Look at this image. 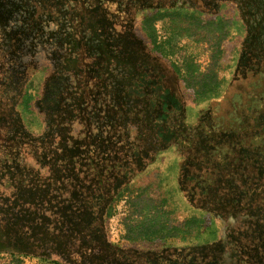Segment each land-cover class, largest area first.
<instances>
[{
	"label": "trees",
	"instance_id": "obj_1",
	"mask_svg": "<svg viewBox=\"0 0 264 264\" xmlns=\"http://www.w3.org/2000/svg\"><path fill=\"white\" fill-rule=\"evenodd\" d=\"M28 1L30 7L19 21L25 29L14 36L20 38L19 43L28 38L31 51L34 42L51 46V60L59 68L49 62L42 66L51 78L43 86L40 103L45 106L38 107L45 125L42 135L32 137L25 131L20 116L9 120L13 130L6 143L0 144V159L8 149H13V155L9 154L13 163L0 165V187L11 184L13 190L11 202L6 199L11 205L1 204L0 199V223L4 222L6 229L11 228L24 238L37 257L51 264H264V107L259 104L257 109L253 101L256 97L249 96L250 104L231 103L232 114L237 116H231L235 119L226 127H221L223 122L216 119L213 108L203 111L198 123L188 122L185 106L191 94L188 88L198 73L197 66L192 60L184 61L181 67L170 61L167 42L157 40L154 28V23L163 19L187 21L196 29H211L222 37L226 35L228 14L222 8L237 9L250 40L247 42L246 38L248 51L242 48L238 69L244 70L245 75L253 72L259 77L264 72V0ZM103 2L115 3L119 12L127 8L144 14L140 35H133L150 56L175 76L176 89L165 85L155 63L132 53L135 48L131 42L122 49L124 56L104 59L99 29L111 25L110 19L105 18L103 23L89 19L90 11L96 10L93 15L101 14L99 8ZM19 5L24 6V1ZM40 7L44 14L36 17ZM50 26L54 30L47 31ZM68 53L75 55L73 61L68 60ZM86 57H92L94 66L86 63ZM117 67L128 76L119 79L115 70L109 72ZM151 84L155 86L151 88ZM222 84L214 75H203L199 90L193 93L194 105L207 107L220 100L225 90ZM72 89H78L77 97ZM164 90L172 96L173 108L160 98ZM108 100L116 102L114 108H105ZM90 106L96 114L103 112L97 120L100 125L97 136H92ZM42 107L46 108L42 110ZM70 107L79 116L81 132L77 134H72L71 127L68 131L63 128L67 124L62 121H70ZM253 107L257 109L255 112L251 110ZM103 116L108 126L105 138L101 136ZM159 119L163 121L157 124ZM128 122L138 126V134L129 144L122 134ZM54 132H58L60 139L65 134L68 145L63 149H77V154L72 157L62 154L52 164L45 149ZM16 133L20 134L18 140ZM27 147L41 165H50L49 174L39 176L37 185L32 187L23 182L29 174L37 178L39 172L20 161ZM171 148L182 152L184 165L190 161L202 164L201 170L188 177L183 176L182 168L179 176L182 191L201 211L202 222L195 219L186 222L188 227L198 229L195 243L169 248L172 249L169 255H164V251H139L109 243V219L128 192L130 177L143 169L139 159H144V165L150 164L152 157ZM120 154L132 157L138 169L122 166ZM172 166L175 168V163ZM201 171L212 172L204 178ZM253 218L256 221L252 223ZM213 219L222 222L219 236ZM201 229L203 237L210 239H202ZM162 231L163 227H148L141 231V236L150 239Z\"/></svg>",
	"mask_w": 264,
	"mask_h": 264
},
{
	"label": "rangeland",
	"instance_id": "obj_2",
	"mask_svg": "<svg viewBox=\"0 0 264 264\" xmlns=\"http://www.w3.org/2000/svg\"><path fill=\"white\" fill-rule=\"evenodd\" d=\"M22 1H24V6L19 5ZM32 2L37 3L38 0H32ZM154 3L157 4L156 1ZM29 7L30 3L28 0H0V144L6 143L7 138L9 139L10 133L13 130L9 120L15 116L21 117L25 127L28 129L26 130L24 127L25 131L29 132L32 137L41 136L44 132L45 125L43 124L42 117L39 115L38 107L45 106L40 103V100L43 101V86L51 78L50 76H46L42 70V66L46 62L53 65V60L50 57L51 54H49V50L52 47L47 44H41L38 41L34 42L31 51L28 50L30 44L28 38L23 39V41L21 40L22 42L19 43L18 40L20 38L18 39L14 36V34L20 33L25 29L19 21ZM99 9L101 10V14L93 15L96 10L90 11L89 13L92 16L89 19H98V23L100 21L103 23L105 18L110 19L109 23L111 25L107 23L108 25L104 26L101 23L100 26H103L99 29L100 38L103 41L104 59L109 60L112 58V55L117 56L116 58L124 56L125 52L122 49L127 47L126 45L131 42V46L135 48L132 53L140 59H144L145 57L148 63H155L154 65L158 68V75L160 77L163 76L165 85L176 89L178 82L175 80V76L168 69L166 70L159 61L150 56L146 49L141 46V41L133 35V33L140 35L139 25L144 14L134 10L130 11L127 8L123 9V12H119V8L112 2H103ZM222 9L228 13L226 15V27L224 30L226 35L222 37L211 29H196L195 26H191L187 21L178 20L177 22H172L169 19H163L156 21L154 28L157 40L159 42H167L165 47L168 48V59L170 61L181 67L184 61L192 60L197 66L198 73L195 81L188 88L191 94H189L185 106L188 122L198 123L199 118L203 115V111L213 108L216 112V119L223 122V125H221L223 128L227 126L230 120L233 121L234 117L237 116V114H232L231 103L243 102L242 104H250L249 96H252L256 97L253 101L257 109L259 108V104L262 108L264 107L262 101L264 100V72L260 73L261 75L259 74L260 76L258 77L253 72L245 75L244 70L238 69L243 55L242 48H247L246 50L248 51L245 41L247 38V42H250L249 32L245 28L237 9H230V7L226 6ZM43 14L44 10L40 7L39 13L35 16H43ZM27 18L30 17L27 16ZM49 30H54V27L50 26L47 31ZM62 54L64 56V53ZM67 58L73 61L75 55L68 53ZM86 60L87 64H91V67L94 66L95 61L92 57H86ZM58 62L60 63V60ZM53 66L59 68V64ZM114 70L117 75L116 77L119 79H122V76H128L126 71L120 67L111 68L109 72ZM77 72L79 73L80 71ZM69 75L67 74L68 77ZM203 75H214L215 80L222 82V86L225 89L223 97L207 107L203 104L194 105L193 93L199 90V83L202 81ZM153 86L155 84H151V88ZM166 92L167 90L162 91L160 98L166 99L164 102L168 107L173 108L172 96H168ZM77 94L78 89H74L73 96L77 97ZM106 95L109 97V94H105L104 96L106 97ZM233 96H235L234 102H232ZM22 102H24L23 105ZM115 105L116 102L111 103L109 101V104L105 108H114ZM255 107L251 109L253 112L257 110ZM45 108L42 107V110ZM88 109L91 111L89 117L90 125L93 127L92 136L94 134L97 136L96 131L100 127L97 120L103 112L96 114L93 112V106H90ZM69 112H71L69 114L70 121H67V119L63 120L62 123L65 122L67 124L63 128H66V131H68L71 127L73 129L72 134H77L81 132V129L78 127L79 116L75 114V110L73 111L72 107L69 108ZM239 114H242L241 110ZM245 116V121H248L247 114ZM102 119L101 136L105 138L108 126L105 125L104 116ZM162 121L163 119H159L157 124H160ZM137 127L132 122L124 125V133L122 134H124V140L127 144L132 143L138 134ZM71 132L72 130H70ZM52 137L53 139L49 138L46 141L45 149L48 161L52 162V164L59 160L62 154L67 157L77 154V149H70L69 151L63 149L68 145L65 134L60 139L58 132H54ZM164 137L167 138L165 135ZM19 138L20 134L16 133L15 140ZM151 145L152 143L149 146ZM203 146L207 147L206 144ZM12 150L8 149L6 153L1 155L0 165L3 166V162L8 166L13 163V157L9 155L10 153L12 154ZM30 150L27 147L22 151L23 160L21 158L20 161H23L34 172H39L37 178L29 174L30 177L23 182V184L32 187L33 185H37L39 176L43 178L49 174L50 165H41V162L39 163L38 159H35L34 154ZM118 159L122 166H131V168L138 169V164L136 165L132 157L129 158V156H122L120 154ZM183 159L184 156L178 148H171L159 153L155 158L152 157L150 159V164L146 163L144 165V159H139V166L143 167V169L130 177L128 192L121 198L115 207L113 215L109 219L107 225V240L109 243L120 248H130L139 251H164V255L171 253L172 249L169 248H182L195 243L198 229L188 227L186 222L191 219L202 222L201 211L195 208L182 191V187L179 184L181 177L179 176L182 168L185 169L183 176L188 177L193 175L195 170H201L202 164L200 161L196 162V164L190 161L184 165ZM131 160L135 163H131ZM173 163H175V168L172 166ZM211 172L201 171L200 173L206 178V175H209ZM119 175L121 174L117 176ZM192 184L190 183V186ZM186 185L188 186V184ZM10 188L11 184L7 188L0 187L1 204H5L6 206L11 205L6 202V199L11 202L10 198L12 197L13 189ZM254 220L256 221L253 218L252 223ZM213 226L219 236L222 222L219 219H213ZM148 227H163V231L161 234L147 239L141 236V231ZM200 232H202L203 240L210 239L203 237V229ZM35 254L32 245L24 242V238L22 239L21 236L12 232L11 228L6 229L4 222L0 223V264H51L46 262L45 259L37 257ZM41 254H43V251ZM52 259L59 258L52 257Z\"/></svg>",
	"mask_w": 264,
	"mask_h": 264
}]
</instances>
